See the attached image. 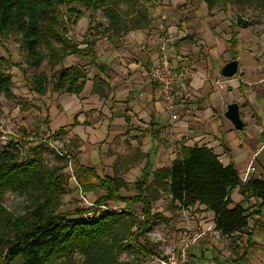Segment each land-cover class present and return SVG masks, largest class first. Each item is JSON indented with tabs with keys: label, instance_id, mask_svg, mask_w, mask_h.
I'll return each instance as SVG.
<instances>
[{
	"label": "trees",
	"instance_id": "1",
	"mask_svg": "<svg viewBox=\"0 0 264 264\" xmlns=\"http://www.w3.org/2000/svg\"><path fill=\"white\" fill-rule=\"evenodd\" d=\"M157 1L0 0V44L11 33L16 34L18 46L24 53L23 64L35 71L27 82L32 93L43 95L51 86L54 91L79 94L84 88L87 70L79 63L64 65V60L75 54L88 57L98 70L106 67L95 61L93 46L98 40L97 34L93 33L89 39L84 34L79 42H73L67 35L69 26L77 24L83 16L75 5H83L92 11L101 9L107 21L102 32L119 37L149 28L152 25L150 8ZM201 1L211 16L215 6L225 8L229 3V0ZM66 14L69 18L73 16L70 23L65 19ZM90 29L89 25L87 30ZM234 37L232 34L230 42ZM44 61L51 74L41 69ZM11 65L19 68L14 63ZM58 65L59 69L54 71ZM20 70L26 82V72ZM103 82L98 80L93 86L100 96L105 95L101 87ZM13 84V75L2 57L0 95L7 99L16 98ZM60 133L65 131L59 129L53 135ZM155 134L156 130L152 132L153 136ZM70 142L79 146V140L74 137H70ZM17 144L18 141L7 140L0 145V264H77L76 255L80 258L78 264H140V258L155 253L158 245H151L140 237L154 226L168 221L162 212L154 209L155 202L162 199L163 194L168 195L169 209L173 212L196 203L204 204L206 209L214 212L215 229L223 235L247 227L251 214L248 208L232 201L233 188L238 187L244 198L255 196L260 200L259 205L264 206V176L243 181L232 162L223 164L211 148L186 145L182 139L170 164L151 170L148 165L143 167L141 177L133 181L135 192L132 195L122 194L130 182L119 175V171L127 169L128 165L115 160L113 174L102 177L93 168L79 166L76 181L81 189L88 193L101 187L105 193L94 201L93 206L64 210L62 199L67 181L71 180L64 171L68 156L55 151V158L60 163L49 166L44 160L43 144L38 143L25 152H21ZM140 155L138 150L132 159L125 157V162ZM7 191L25 198L18 213L10 211L1 202ZM107 201H122L126 205L141 203L139 215L142 218L128 208L99 206ZM257 234H261V229L255 225L239 247L242 255L264 251V246L251 240ZM129 250H133L136 256L122 261L120 256Z\"/></svg>",
	"mask_w": 264,
	"mask_h": 264
},
{
	"label": "crops",
	"instance_id": "2",
	"mask_svg": "<svg viewBox=\"0 0 264 264\" xmlns=\"http://www.w3.org/2000/svg\"><path fill=\"white\" fill-rule=\"evenodd\" d=\"M203 13L208 10L201 0H159L150 8L152 25L149 28L119 37L112 34L98 37L93 46L95 61L106 68L98 70L91 64V75L87 73L79 94L54 91L50 95V90L43 95L33 93L39 98L36 106L41 112L40 129L52 134L63 129L66 137L79 140L74 156L78 170L83 166L93 168L99 177L110 174L106 164L112 169L117 153L108 149L113 148L111 143L119 138L135 148L133 153L129 152L130 159L138 150L141 153L127 165L134 161L131 167H145L148 163L153 166L158 163L154 168L168 165L184 139L186 145L211 148L223 164L232 162L242 180L248 168L246 179L264 176V57L263 61L252 58L247 65L237 57L239 73L223 77L220 74L222 65L233 59L227 46L233 33L229 29L227 38H215L214 31L203 29L206 25L198 23L199 15L205 19ZM82 19L83 16L78 21ZM189 34H196V44L207 45L202 53L192 49V55L186 56L190 55L187 52ZM163 37L170 40L174 61H186L191 66L189 76L173 89L175 120L171 119L164 101L157 97L156 84L148 76V69L157 61L158 45ZM260 54L262 51H258V56ZM98 80L104 81L101 84L104 96L94 91ZM47 96L53 98L54 103L49 102ZM230 102L239 104L244 123L240 130L224 115ZM110 172L113 174V169ZM230 197L251 213L247 227L230 235L215 229L214 212L204 204L196 203L175 211L182 213L181 228L203 232L189 249V264H264V251L242 255L239 249L255 225L260 227L261 234L252 236L251 240L264 246V206H260V200L253 195L244 198L238 187L231 190ZM169 212L171 209L163 215L171 218L174 212Z\"/></svg>",
	"mask_w": 264,
	"mask_h": 264
},
{
	"label": "rangeland",
	"instance_id": "3",
	"mask_svg": "<svg viewBox=\"0 0 264 264\" xmlns=\"http://www.w3.org/2000/svg\"><path fill=\"white\" fill-rule=\"evenodd\" d=\"M121 7L125 9L124 4H122ZM75 8L79 9L82 12L83 19L78 21L77 24H75L74 26H69V31L67 32V35L73 42H79L84 37V34L85 36L87 35L86 37L88 39L93 33L97 34V37L99 38L104 36L109 37L110 34L107 35L101 30L102 27L106 26L107 23L106 18L104 17L101 9L92 11L91 9H88L83 5H75ZM236 12H239L244 17H246L249 20V24L245 26L236 24L234 25L233 23ZM203 16L205 17V19L201 17V15L198 16V23L202 22L201 26L206 25V27H203V29L206 28L211 29L212 32L214 31L216 33L215 38H227L229 29L234 35L236 34L233 41L230 42L229 45H227L231 52H229L230 57H238L239 60L242 62L244 61L246 65L251 62L252 58L254 60L260 58L263 61L264 0H229V3L225 8H221L220 5H217L213 8L212 16L208 13H203ZM70 17L71 18H69V14L65 15V19L69 23L72 20L73 16ZM209 17H211V19H209ZM90 18L92 19V21H90ZM89 25L91 29L87 30ZM235 29L236 32H233L235 31ZM189 37V42H187V52L190 53V55L186 54V56L190 57L192 55V49L198 51V53L200 54L205 50L204 48H207L206 44H196V41L194 40V37L197 38L196 34H189ZM189 45L196 46L192 47ZM80 46L84 47L85 44H81ZM196 47H198L199 50H197ZM258 51H262V54H260L261 56H258ZM23 55L24 53L20 50L18 46L17 36L14 32L10 34L7 40H3L2 44H0V58L3 57V59L6 61V68H8L9 71L14 72L12 73L14 78L13 91L16 97L14 99H7L2 94L0 95V121L4 124L15 123L17 131L25 137V139H21L17 144L21 152H25L29 149V147H33L34 145L41 143L43 144V156L45 163L49 166H53L55 164L60 163L55 158L56 150L68 153V155L70 154L73 160L74 173L75 175H77V172H79V170H77V167L75 166L74 156L77 153L78 147L72 145V143L70 142V137H66L65 133L53 135L49 131H43L40 129V124L42 121L39 117H41V112L39 111V107L36 106V102L39 98L36 95H33V93L28 89L27 85L28 79H30L32 73L35 71L32 67L23 64ZM195 61L197 63L198 59H196ZM12 63L19 65V68L12 66ZM75 63H79L84 66L85 69H88L87 73L89 72V75H91L89 71L91 68V63L88 57L82 58L78 55L71 54L63 62L64 65ZM59 67L60 65L54 68V71L56 69H59ZM20 68L24 69L26 72V82L23 79V77L25 76H23ZM41 69L45 70L48 74L52 73V71L46 65V61L43 62ZM49 90L50 95L54 94V90H52L51 86H49ZM47 98L49 102L54 103L53 98L52 100L51 98H49V96H47ZM44 110H46V108H44L43 111ZM162 142L164 143V141ZM1 144L2 143L0 142V145ZM111 144L113 145V148H109L108 150L111 151V153H117L116 160L122 165H127V163L125 162V157H128L130 153H133V150H135V148L131 147L127 143V141L120 138L116 141H113V143ZM135 163V161L133 163H129L130 165H128L127 169L119 171V175L126 181L130 182L129 188L127 190H122V194L124 195H131L135 192L133 181L141 177L143 166L131 167L134 166ZM161 163L162 162H159V164ZM157 164L158 163H155L154 166H156ZM106 165L109 169L110 164L107 163ZM147 165L148 169H154V166L150 163H148ZM108 169L107 173L111 174L110 171L113 168L109 170ZM65 170L66 169H64V171ZM76 187L77 186L73 180L67 181L66 192L62 199V208L64 210L75 209L78 207L86 208L79 201L78 190ZM104 193V189L98 187L93 192L85 194L94 202L99 196L103 195ZM165 195L166 194H163V198L160 201H156L154 205V209L162 210V213L166 210H170V201ZM1 202L10 211L18 213L21 210L23 204L25 203V198L15 192L7 191L2 195ZM114 203L116 204H113V201H107L104 205H116L117 209H124L126 207L125 203L122 201H115ZM127 205H130L128 209L132 210L136 215H139L141 213V203H133ZM171 212H169V214ZM167 219L168 221L165 222V225L163 223H160L154 226L150 231H148L145 236L142 235V238L140 237L142 241H148V243L151 245L154 244L156 246L158 244L155 247L156 251L158 252H164L169 248L173 247L178 241L179 232L184 229L180 227V222L183 219L182 213L174 212V215L171 218L168 217ZM135 256L136 255L134 251L129 250L123 253L120 256V259L122 261L130 260L134 259ZM75 261L77 264L80 262V258L78 255L75 256Z\"/></svg>",
	"mask_w": 264,
	"mask_h": 264
},
{
	"label": "built area",
	"instance_id": "4",
	"mask_svg": "<svg viewBox=\"0 0 264 264\" xmlns=\"http://www.w3.org/2000/svg\"><path fill=\"white\" fill-rule=\"evenodd\" d=\"M165 18L164 15L161 16ZM169 41L167 37H163L158 45L157 61L148 69V76L156 84V95L164 101L166 109L171 112V119L177 118L176 113L173 112V89L174 87L187 78L191 73V66L186 61L175 62L170 51ZM25 137L17 131L15 123H1L0 121V142L3 144L7 140L20 141ZM60 154H66L68 173L71 180L74 181L78 188V198L80 203L84 207H90L94 205V202L83 192L81 187L76 181V175L74 173L73 160L68 153L59 151ZM250 168L245 173L243 181L246 180ZM101 208H105L106 205H99ZM142 218V215H139ZM136 228V227H135ZM203 232L194 231L192 229L184 228L179 232L177 243L164 252H158L152 254H145L140 258V264H189L190 263V247L198 241Z\"/></svg>",
	"mask_w": 264,
	"mask_h": 264
},
{
	"label": "water",
	"instance_id": "5",
	"mask_svg": "<svg viewBox=\"0 0 264 264\" xmlns=\"http://www.w3.org/2000/svg\"><path fill=\"white\" fill-rule=\"evenodd\" d=\"M249 20L244 17L241 13L236 12L234 17V24L245 26L247 25ZM239 70V61L235 58L226 61L220 70V74L223 77H232L238 73ZM225 117L231 121L233 127L235 129H242L244 123L239 114V104L237 102H230L226 106V110L224 112Z\"/></svg>",
	"mask_w": 264,
	"mask_h": 264
}]
</instances>
